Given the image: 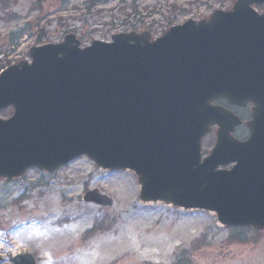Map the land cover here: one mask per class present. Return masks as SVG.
Segmentation results:
<instances>
[{
  "label": "water",
  "instance_id": "95a60500",
  "mask_svg": "<svg viewBox=\"0 0 264 264\" xmlns=\"http://www.w3.org/2000/svg\"><path fill=\"white\" fill-rule=\"evenodd\" d=\"M264 0H236L207 20L188 19L151 39L111 35L80 47L74 34L43 43L0 73V180L52 172L86 156L128 170L143 203L213 214L224 227L264 231ZM251 104L249 136L213 102ZM216 127L210 153L201 140ZM232 164L229 169L224 167ZM87 202L112 206L97 190ZM13 264H35L30 254Z\"/></svg>",
  "mask_w": 264,
  "mask_h": 264
},
{
  "label": "rangeland",
  "instance_id": "374dc122",
  "mask_svg": "<svg viewBox=\"0 0 264 264\" xmlns=\"http://www.w3.org/2000/svg\"><path fill=\"white\" fill-rule=\"evenodd\" d=\"M234 1L0 0V66L28 60L31 46L59 42L67 33L81 45L119 32L157 37ZM237 112L246 118L247 111ZM214 140V133L203 140L204 154ZM95 189L114 206L85 202L83 194ZM138 193L131 172L103 171L85 157L51 175L33 169L0 181L5 263L8 254L26 252L36 264H264V232L223 228L207 212L144 204Z\"/></svg>",
  "mask_w": 264,
  "mask_h": 264
},
{
  "label": "flooded vegetation",
  "instance_id": "af4514ba",
  "mask_svg": "<svg viewBox=\"0 0 264 264\" xmlns=\"http://www.w3.org/2000/svg\"><path fill=\"white\" fill-rule=\"evenodd\" d=\"M231 111H233L235 114H237L238 112H237V110L239 109V108H236V107H234V106H227ZM247 109V108H246ZM238 115V114H237ZM248 117H249V110H248ZM246 129L245 128V126L244 125H241V126H239V127H237L236 128V130H235V132H234V136L235 137H237L238 139H244V138H246L247 137V135H248V131L246 130L244 133H242V135L240 134L239 135V130L240 129Z\"/></svg>",
  "mask_w": 264,
  "mask_h": 264
},
{
  "label": "trees",
  "instance_id": "16d2710c",
  "mask_svg": "<svg viewBox=\"0 0 264 264\" xmlns=\"http://www.w3.org/2000/svg\"><path fill=\"white\" fill-rule=\"evenodd\" d=\"M1 68H3V67H1ZM9 113H10V111H9V110H8V111H7V110H6V111H3V112H1V116H2V117H6V116H8V115H9ZM239 231H241V232H242L243 230H239ZM256 233H257V234H259L258 232H256Z\"/></svg>",
  "mask_w": 264,
  "mask_h": 264
}]
</instances>
